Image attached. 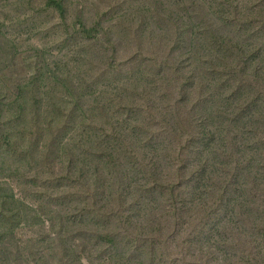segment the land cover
I'll return each instance as SVG.
<instances>
[{"label": "trees", "instance_id": "trees-1", "mask_svg": "<svg viewBox=\"0 0 264 264\" xmlns=\"http://www.w3.org/2000/svg\"><path fill=\"white\" fill-rule=\"evenodd\" d=\"M46 6L67 22L65 0H46ZM258 15L264 23V7ZM78 24L89 36L99 30V24L86 28L80 19L73 27ZM200 25L187 23L168 51L154 56L149 76L129 84L123 106L134 120L116 118L102 106L104 122L94 109L79 107V98L68 96L53 98L50 110L43 96L58 84L68 86L47 62L11 97L0 94V140L7 159H22L33 127L51 130L68 120L66 138L54 150L56 163L43 171L35 162L39 179L29 189L52 179L39 197L66 200L64 216L56 210L53 216L43 203L26 205L0 166V244L8 245L0 248V264L18 256L47 264L45 253L52 254L51 264H81L85 251L71 235L77 232L75 215L80 222L74 227L90 226L94 241L118 251L111 252V264H218L217 258L226 264H264L262 47L253 49L243 40L247 29L233 33ZM107 44L116 50L112 40ZM215 66L222 74L211 76ZM108 214H116L115 230L102 224ZM34 220L40 231L36 243L12 250L17 239L7 238ZM169 240L176 253L168 251Z\"/></svg>", "mask_w": 264, "mask_h": 264}, {"label": "rangeland", "instance_id": "rangeland-1", "mask_svg": "<svg viewBox=\"0 0 264 264\" xmlns=\"http://www.w3.org/2000/svg\"><path fill=\"white\" fill-rule=\"evenodd\" d=\"M65 4L67 22L63 23L57 11L46 6V0H0V94L11 97L19 85L38 74L39 67L47 62L54 69L58 81L68 86L58 84L43 96L45 106L50 110H53V98L68 96L71 100L79 98V107L94 109L104 122L100 115L102 106L116 118L121 115L123 119L134 120V114L123 106L125 91L134 79L141 82L149 76L154 56L160 51H168L173 36H182V29L191 20L200 22L203 30L223 29L234 33L240 28L247 29V33H241L243 40L253 49L261 45L263 50L259 53L264 62V23L260 22L258 15V10L264 7V0H65ZM251 6L256 13L252 14ZM251 17L258 20L253 21ZM77 19L86 28L99 24L98 32L89 36L81 29V24L73 27ZM107 40L113 41L115 51L109 48ZM160 61L161 58L158 59ZM210 74H222V67L215 66ZM63 75L66 78L63 79ZM46 76L53 78L49 71ZM248 89L254 92L253 88ZM135 108L141 114L138 105ZM67 122L66 119L60 122V127L55 126L51 130L33 127L34 134L27 136L26 147L21 152L22 159L4 157L5 147L0 140L1 172L11 184L10 189L17 192L29 207L37 208L41 203L45 204L53 216L54 210L64 216L63 208L67 207L66 200L62 201L60 197L57 201L51 199V202L39 197V190L51 187L53 180L43 174L48 180L41 181L33 192L29 189L32 181L39 179L33 174L35 162H39L43 171L56 163L54 150L57 143L66 138L64 127ZM116 214L106 215L102 224L115 230ZM74 222H80L78 215H75ZM73 223L72 227L77 232L71 235L80 244L79 251H85L81 264H111V252L118 251L103 242L94 241L95 232L90 226L74 227ZM39 234L34 220L33 225L20 224L7 240L17 239L11 245L14 250L20 243H36ZM227 242L237 246V240L228 238ZM220 243L226 245L224 239ZM7 246L5 241L0 244L1 249ZM167 248L176 253L170 240L167 241ZM23 257L18 256L10 262L34 264V261ZM44 257L47 264H51L52 254L45 253ZM9 258L11 260L12 256ZM217 260L218 264H226L223 259ZM229 264L238 262L230 261Z\"/></svg>", "mask_w": 264, "mask_h": 264}]
</instances>
